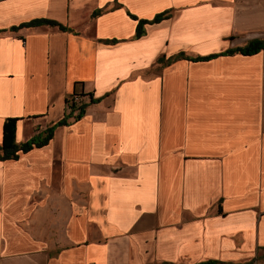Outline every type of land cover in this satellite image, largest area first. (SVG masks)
I'll return each mask as SVG.
<instances>
[{"label": "crops", "instance_id": "crops-1", "mask_svg": "<svg viewBox=\"0 0 264 264\" xmlns=\"http://www.w3.org/2000/svg\"><path fill=\"white\" fill-rule=\"evenodd\" d=\"M255 39L264 0H0V140L85 104L0 159V264H264Z\"/></svg>", "mask_w": 264, "mask_h": 264}, {"label": "trees", "instance_id": "trees-1", "mask_svg": "<svg viewBox=\"0 0 264 264\" xmlns=\"http://www.w3.org/2000/svg\"><path fill=\"white\" fill-rule=\"evenodd\" d=\"M166 15H167V10H163V11L155 13L150 19L138 18L135 23L134 35H139L142 32L141 25L143 23L158 21L161 18L165 17ZM130 16L134 17L132 14H130ZM39 23H45L48 25H58V27L64 28L63 25L49 18H36V19H32L27 22V24H30V25L39 24ZM260 48H264V40L255 39V40L249 41L244 46L229 48V49L224 50L222 53H231L234 51H238L240 53H252ZM212 55L214 54L191 56L190 58L191 59H205ZM175 56L186 57V55L183 54L182 52H178ZM161 60L162 58H158V61H161ZM168 61L169 59H166L165 61H161V62L166 63ZM73 92H70V95L68 97H71V95H74ZM84 106H85L84 103L75 105L74 102L71 101L68 104V110L66 112H63V114L58 119L54 120L53 122H51L50 124L42 128L41 130L32 134L29 138L21 142H15L14 140L15 124H16L17 117H6L3 120L2 127H1L0 159H15L18 157V154L20 152H24L34 146L37 147V146H41L45 144L48 141V139L51 137L53 130L57 125L67 124L70 121L79 118L84 111ZM215 261L217 260L208 259V260H205L204 262H198L195 264H202V263L212 264V263H215ZM249 263L250 262L248 261V262H243L242 264H249Z\"/></svg>", "mask_w": 264, "mask_h": 264}, {"label": "built area", "instance_id": "built-area-1", "mask_svg": "<svg viewBox=\"0 0 264 264\" xmlns=\"http://www.w3.org/2000/svg\"><path fill=\"white\" fill-rule=\"evenodd\" d=\"M76 97L74 95H72L71 97H69V99H67L69 102H73L75 101Z\"/></svg>", "mask_w": 264, "mask_h": 264}]
</instances>
